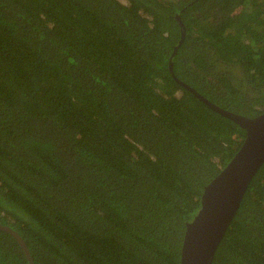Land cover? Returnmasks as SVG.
Segmentation results:
<instances>
[{
	"label": "trees",
	"instance_id": "trees-1",
	"mask_svg": "<svg viewBox=\"0 0 264 264\" xmlns=\"http://www.w3.org/2000/svg\"><path fill=\"white\" fill-rule=\"evenodd\" d=\"M176 78L264 112V0H0V225L34 264H181L245 130ZM0 264H29L3 229ZM211 264H264V162Z\"/></svg>",
	"mask_w": 264,
	"mask_h": 264
},
{
	"label": "water",
	"instance_id": "water-1",
	"mask_svg": "<svg viewBox=\"0 0 264 264\" xmlns=\"http://www.w3.org/2000/svg\"><path fill=\"white\" fill-rule=\"evenodd\" d=\"M181 26L183 35L184 28L182 24ZM170 70L172 72L171 63ZM179 82L211 109L231 119L245 130L242 145L220 173L204 187L201 207L186 225L181 264H211L214 253L233 220L253 176L264 162V112L255 117H248L226 110L189 85ZM0 229L10 232L19 240L29 264H34L22 238L7 226L0 225Z\"/></svg>",
	"mask_w": 264,
	"mask_h": 264
}]
</instances>
